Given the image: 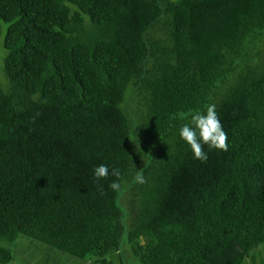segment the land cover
<instances>
[{
	"label": "trees",
	"instance_id": "obj_1",
	"mask_svg": "<svg viewBox=\"0 0 264 264\" xmlns=\"http://www.w3.org/2000/svg\"><path fill=\"white\" fill-rule=\"evenodd\" d=\"M3 27L0 264L19 238L100 264H124L105 259L123 238L136 264H263L264 0H0ZM212 104L228 150L201 162L179 129Z\"/></svg>",
	"mask_w": 264,
	"mask_h": 264
},
{
	"label": "clouds",
	"instance_id": "obj_2",
	"mask_svg": "<svg viewBox=\"0 0 264 264\" xmlns=\"http://www.w3.org/2000/svg\"><path fill=\"white\" fill-rule=\"evenodd\" d=\"M179 135L190 146L194 159L201 162H206L208 159L204 145H207L209 150L216 149L225 152L228 150V135L223 129L214 104L207 107L206 113L196 111L192 114L189 122L179 129ZM111 175L119 178V169L114 168ZM94 176L97 180H107L108 167L104 164L99 165L94 169ZM134 182L144 184L146 179L142 173H137ZM109 187L113 191L121 190V184L118 181H113Z\"/></svg>",
	"mask_w": 264,
	"mask_h": 264
},
{
	"label": "rangeland",
	"instance_id": "obj_3",
	"mask_svg": "<svg viewBox=\"0 0 264 264\" xmlns=\"http://www.w3.org/2000/svg\"><path fill=\"white\" fill-rule=\"evenodd\" d=\"M4 28L3 32L0 36V85L3 89H7V80L4 75V57H5V50L3 48V35H4ZM263 48V47H262ZM127 110L135 122V110L136 104L132 101H128L126 104ZM140 147L136 145L135 152L139 155ZM126 201H127V190L124 191L123 195L120 198V205L126 208ZM123 220H125V211L119 206ZM125 225V222L123 221ZM124 238L122 241V245L120 246L119 252H111L107 254L105 259L107 261H116L118 262L119 255H122V261L124 264H136L135 261H130L133 258H130V247L129 245H124ZM13 252V260L8 264H100L95 262L94 259H77L67 254L59 253L53 249H50L48 246L28 240L26 238H19L15 242V245L11 247ZM263 259L262 263L264 264V253L262 254Z\"/></svg>",
	"mask_w": 264,
	"mask_h": 264
}]
</instances>
